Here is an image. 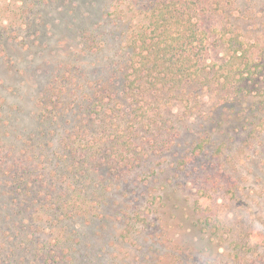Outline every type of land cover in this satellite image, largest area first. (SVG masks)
Here are the masks:
<instances>
[{
	"label": "rangeland",
	"instance_id": "obj_1",
	"mask_svg": "<svg viewBox=\"0 0 264 264\" xmlns=\"http://www.w3.org/2000/svg\"><path fill=\"white\" fill-rule=\"evenodd\" d=\"M106 4L0 0L1 157L16 165L13 170H35L34 190H47L51 203L66 186L63 163L53 154L68 125L40 130L37 103L48 98L60 63L76 64L85 80L107 75L123 35L122 22L113 25ZM224 6L219 15L200 18L208 30L203 57L224 58L221 39L248 48L253 97L215 108V98L201 91V110L212 114L176 120L167 134L154 128L142 137L138 127L132 136L138 158L111 177L104 167L90 172L96 187L78 195L70 218L49 221L40 203L47 197L17 195L1 175L0 264H42L33 255L41 244L70 247L71 264H264V103L260 110L246 108L264 99V0H222ZM179 111L175 103L164 114L173 119ZM203 132L208 143L191 156L188 150Z\"/></svg>",
	"mask_w": 264,
	"mask_h": 264
},
{
	"label": "trees",
	"instance_id": "obj_2",
	"mask_svg": "<svg viewBox=\"0 0 264 264\" xmlns=\"http://www.w3.org/2000/svg\"><path fill=\"white\" fill-rule=\"evenodd\" d=\"M107 1L110 10L107 16L117 27L122 22L123 35L113 46L107 75L85 80L76 64L60 63L61 73L49 85L48 98L37 103L35 116L42 125L40 130L54 124L68 125L53 154L63 163L61 175L66 186L52 203L47 190H34L35 176L32 174L35 170L30 172L25 167L13 170L16 165L3 160L0 144V176L7 175L17 195L47 197L48 207L44 205L47 201L40 203L44 205L42 209L49 221L64 214L73 217L75 207L80 204L78 195L87 186L96 187L90 172L99 167H104L105 175L110 172L109 177L115 171L126 172L138 158L132 147V136H138L139 131L142 137L148 133L152 135L154 128L164 129L167 134L176 120L187 121L188 115L191 118L212 114L204 115L201 110L202 101L198 98L203 97V91L215 98V108L244 102L256 91L249 81L254 73L249 49L238 46L241 45L239 41L221 39L219 45L224 58L220 57L217 62H207L208 56L203 57V52L207 51L204 37L208 30L200 26V18L226 11L228 8L222 7V0ZM85 43L93 51L99 45L98 42ZM175 103L180 111L176 113L177 118L171 119L164 110ZM261 103L264 99L259 105L255 101L246 108L260 110ZM257 112H254L255 116ZM138 127L144 129L138 131ZM251 133H255L254 130L248 131L249 135ZM209 137L200 133L188 150L190 155L200 153ZM31 141L32 138L27 139V142ZM24 152L27 151L23 149ZM42 161L45 160L38 162ZM178 163L182 165L184 161ZM95 192L93 189L92 193L96 195ZM24 243L31 242L27 239ZM70 253V247L60 250L51 244H41L33 250L34 258L41 259L42 264H71Z\"/></svg>",
	"mask_w": 264,
	"mask_h": 264
}]
</instances>
